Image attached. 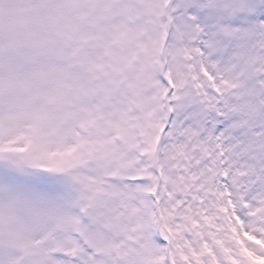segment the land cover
<instances>
[{"label": "snow or ice", "instance_id": "obj_1", "mask_svg": "<svg viewBox=\"0 0 264 264\" xmlns=\"http://www.w3.org/2000/svg\"><path fill=\"white\" fill-rule=\"evenodd\" d=\"M0 264H264V0H0Z\"/></svg>", "mask_w": 264, "mask_h": 264}]
</instances>
